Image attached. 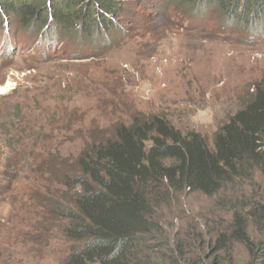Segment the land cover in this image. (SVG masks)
I'll return each mask as SVG.
<instances>
[{"label":"rangeland","instance_id":"374dc122","mask_svg":"<svg viewBox=\"0 0 264 264\" xmlns=\"http://www.w3.org/2000/svg\"><path fill=\"white\" fill-rule=\"evenodd\" d=\"M121 2L122 14L113 17L120 34L105 46L80 42L61 27L53 31L50 23L34 31L3 15L0 85L8 89L0 93V264L69 259L73 242L58 220L49 228L39 216L43 210L45 220L49 200L64 195L61 162L77 161L136 116L164 114L183 133H200L212 144L216 130L264 82V25L236 28L214 5L201 15L171 0ZM262 202L264 165L212 197L194 191L169 197L158 213L168 240L144 241L138 251L186 264L187 253L201 245L207 264H246L247 242L264 246V222L250 214ZM236 216L247 226L246 238ZM221 231L230 239L218 250Z\"/></svg>","mask_w":264,"mask_h":264},{"label":"trees","instance_id":"16d2710c","mask_svg":"<svg viewBox=\"0 0 264 264\" xmlns=\"http://www.w3.org/2000/svg\"><path fill=\"white\" fill-rule=\"evenodd\" d=\"M121 1L0 0V23L3 15L34 31L50 23L53 31L61 27L62 34L78 36L80 42L105 46L120 34L113 17L122 14ZM171 1L201 15L214 5L227 13L224 15L236 28L249 26L256 30L264 25V0ZM263 165L261 82L242 107L216 130L212 144L200 133H183L164 114L136 116L130 124H118L109 137L92 143L77 161L61 162L64 195L61 200L54 196L55 202L46 198L50 205L45 207V220L43 210L39 216L47 227L57 219L56 227L73 242L64 264H172L173 257H144L138 251L144 241L155 243L160 239L164 245L168 240L163 231L166 218L158 213L169 197L177 198L186 191L212 197L222 191L225 183L262 170ZM78 183L81 189L77 190ZM250 214L264 222V202L256 203ZM236 219L246 238L247 226L240 216ZM229 239L221 231L216 241L218 250ZM201 247L193 255L187 253L186 264H207L208 252L203 258ZM247 249L250 257L246 264H263L257 253L264 256V246L255 248L247 242Z\"/></svg>","mask_w":264,"mask_h":264},{"label":"bare ground","instance_id":"6f19581e","mask_svg":"<svg viewBox=\"0 0 264 264\" xmlns=\"http://www.w3.org/2000/svg\"><path fill=\"white\" fill-rule=\"evenodd\" d=\"M5 89H8V87L0 85V93H4Z\"/></svg>","mask_w":264,"mask_h":264}]
</instances>
